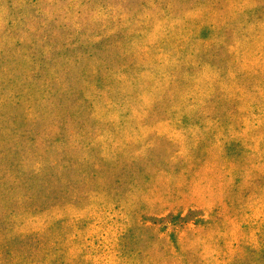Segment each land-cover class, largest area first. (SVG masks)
Returning a JSON list of instances; mask_svg holds the SVG:
<instances>
[{"label":"rangeland","instance_id":"rangeland-1","mask_svg":"<svg viewBox=\"0 0 264 264\" xmlns=\"http://www.w3.org/2000/svg\"><path fill=\"white\" fill-rule=\"evenodd\" d=\"M259 2L40 0L30 5L29 18L39 11L46 17L52 7L58 15L57 35L51 31L35 41L48 47L60 36L63 48H74L77 56L64 62L77 61L72 76L84 78L88 100L84 124L77 127L86 129L75 143L39 142L41 156L61 155L65 161L57 188L34 202L44 203L42 210L13 215L15 231L45 240L34 243L23 264H75L78 255L85 264H230L244 245L257 251L254 264H264ZM7 56L4 63L16 80L36 71L26 72L25 50ZM27 154L39 160L36 147H27ZM71 154L86 167L74 170L77 178L69 173ZM124 247L127 260L121 263Z\"/></svg>","mask_w":264,"mask_h":264},{"label":"trees","instance_id":"trees-1","mask_svg":"<svg viewBox=\"0 0 264 264\" xmlns=\"http://www.w3.org/2000/svg\"><path fill=\"white\" fill-rule=\"evenodd\" d=\"M39 2L40 0H7L5 7L4 0H0V25L4 24L0 30V264H23L25 259L32 256L34 243L39 246L45 241L41 234H22L15 231L12 221L16 213L41 211L44 203L34 202L49 198L50 195L45 194V190L52 191L61 182L65 158L61 155L52 159L46 158V155L41 156L44 151L41 144L47 147L63 146L69 139L75 143L81 131L86 129L82 127L78 132L77 128L84 124L82 108L88 99L82 93V87L86 83L84 78L72 76L76 74L79 66L77 61L73 65L64 62L65 57L77 56L72 53L74 48H63L65 43L60 36L56 37L54 45H46L48 47L35 41L36 37L49 35L51 31L53 33L50 35H57V31H53V25L57 24L58 15L51 11L54 10L53 7L48 11V15L46 13V17L39 11L29 18L30 11L27 9L31 4L36 6ZM262 2L263 0H260L255 8L256 15L260 18L264 16ZM20 5H23L24 10ZM16 26L21 32H13ZM2 38L3 41L5 39L3 46ZM26 42L29 44H24ZM105 42H108V38ZM10 43L14 44L15 49ZM79 48L87 47L82 45ZM16 49L25 50L28 63L26 72L29 67H36V71H32L31 75L29 71V79L16 80L15 74H12L4 63V55L12 58L13 56L9 55H15ZM67 67L73 70V73L67 71ZM69 74L72 77L68 76ZM67 76L71 77L69 85L64 83L68 80ZM71 126L73 128H70ZM52 138L54 140H51ZM18 143H21L22 147L19 149L24 154L21 159L16 157ZM27 147L37 148L39 160L35 161L27 154ZM67 162L73 169L69 171L72 178L78 177L73 173L74 170L86 168L75 154H71ZM86 176L88 175L85 174ZM36 190L37 194L33 197L32 194ZM18 202L20 204L17 205ZM125 242L122 245H125ZM126 249L122 248L119 256L121 263L127 260ZM243 250L245 251L229 261L230 264H254L257 251L245 245ZM76 260L75 264H85L79 260V255Z\"/></svg>","mask_w":264,"mask_h":264}]
</instances>
